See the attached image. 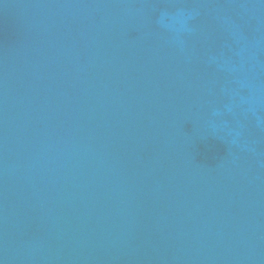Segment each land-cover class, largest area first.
I'll return each instance as SVG.
<instances>
[{
	"label": "water",
	"instance_id": "95a60500",
	"mask_svg": "<svg viewBox=\"0 0 264 264\" xmlns=\"http://www.w3.org/2000/svg\"><path fill=\"white\" fill-rule=\"evenodd\" d=\"M0 264H264V0H0Z\"/></svg>",
	"mask_w": 264,
	"mask_h": 264
}]
</instances>
